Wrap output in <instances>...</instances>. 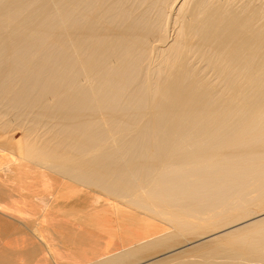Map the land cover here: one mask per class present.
<instances>
[{
  "label": "bare ground",
  "instance_id": "obj_1",
  "mask_svg": "<svg viewBox=\"0 0 264 264\" xmlns=\"http://www.w3.org/2000/svg\"><path fill=\"white\" fill-rule=\"evenodd\" d=\"M0 150L164 225L86 264H264V0H0Z\"/></svg>",
  "mask_w": 264,
  "mask_h": 264
},
{
  "label": "crops",
  "instance_id": "obj_2",
  "mask_svg": "<svg viewBox=\"0 0 264 264\" xmlns=\"http://www.w3.org/2000/svg\"><path fill=\"white\" fill-rule=\"evenodd\" d=\"M0 157V264H86L164 228L130 205L35 160L1 150Z\"/></svg>",
  "mask_w": 264,
  "mask_h": 264
},
{
  "label": "rangeland",
  "instance_id": "obj_3",
  "mask_svg": "<svg viewBox=\"0 0 264 264\" xmlns=\"http://www.w3.org/2000/svg\"><path fill=\"white\" fill-rule=\"evenodd\" d=\"M8 131H9V130H8ZM9 132H11V130H10ZM19 134H20L19 129H15V131L12 130V132H11V135H19ZM177 238L180 239V238H181L180 235H179V237L177 236L176 239H177ZM176 239H175V240H176ZM172 240H173V239H172ZM177 240H178V239H177ZM180 240H181V239H180ZM171 242H173V241H170V243H171ZM170 245H171V244H170ZM170 245H169V246H170ZM175 245H176V244H175ZM171 246H172V245H171Z\"/></svg>",
  "mask_w": 264,
  "mask_h": 264
}]
</instances>
